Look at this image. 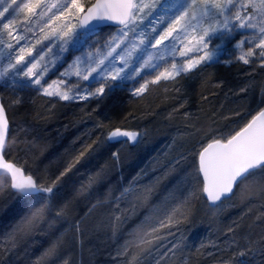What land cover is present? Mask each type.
I'll return each mask as SVG.
<instances>
[{"label": "snow or ice", "instance_id": "1", "mask_svg": "<svg viewBox=\"0 0 264 264\" xmlns=\"http://www.w3.org/2000/svg\"><path fill=\"white\" fill-rule=\"evenodd\" d=\"M73 18L79 19L78 25L71 23ZM38 26L42 34L39 38ZM104 27H114L115 31L102 41L93 40ZM70 52L79 54L67 62L66 54ZM234 60L244 64L259 61L264 66V0H0V81L13 90L37 86L34 90H42L50 97L96 100L99 106L117 90L142 96L149 84L177 81L202 65L231 64ZM65 63L67 66L60 72L63 79L44 87V75L57 64L63 67ZM249 115L250 119L238 130L219 138L214 135L210 143L200 145L195 152L198 162L194 172L182 177L141 221L138 227L147 231L142 235L130 233L134 244L126 243L118 250V257L131 256L124 264H144L148 257L150 264H169L178 251H183V241L172 229L189 219L197 201L203 198L209 207H219L237 189L243 194L241 186L257 172H264V106ZM141 136L140 132L117 128L106 139L120 142L123 137L125 142L137 143ZM11 140L6 106L0 102V177L21 197L32 198L29 213L5 238L15 247L18 239L30 235L53 213L56 218L67 216V204L55 207L51 202L54 189L96 141L44 186L23 167L5 158ZM112 156L119 160L117 152ZM185 159L181 155L169 168L180 166ZM99 175L81 185L79 194L87 196ZM153 191V186L141 189L132 183L118 196L110 193L109 199L115 200L117 209L120 201L127 202L134 212L148 202ZM102 204L98 199L89 213ZM125 220L123 213L114 214L110 223L115 229ZM69 230L79 234L80 221L70 224L65 232ZM179 231L177 227L176 232ZM65 232L56 237L44 257L58 255ZM169 236L171 240L166 239ZM153 240L160 243L154 245ZM231 244L238 250L221 264H264V247L249 242L240 248L235 240ZM133 248L139 250L135 255ZM63 264L69 261L64 260Z\"/></svg>", "mask_w": 264, "mask_h": 264}, {"label": "trees", "instance_id": "2", "mask_svg": "<svg viewBox=\"0 0 264 264\" xmlns=\"http://www.w3.org/2000/svg\"><path fill=\"white\" fill-rule=\"evenodd\" d=\"M165 83L151 85L142 96L117 90L97 106L96 100L81 105L43 102L35 96L15 99L1 82L0 97L12 137L5 158L23 167L38 182L46 176L50 182L45 184H51L80 151L96 143L54 189L51 202L55 207L67 204V216L56 218L53 213L30 235L18 239L15 247L5 238L29 213L32 198L21 197L0 178V264H37L38 258H42L40 264H63L64 260L69 264H124L131 256L118 257L117 252L126 243L134 244L129 234L147 231L138 227L141 221L182 177L194 172L197 162L189 161L192 149L199 151L200 145L210 143L214 135L219 138L238 130L250 119L249 113L264 106V66L257 61L201 66L187 77ZM17 99L20 103H13ZM117 128L142 133L143 143L109 142L107 135ZM113 152L119 154L118 161ZM181 155L186 159L170 169ZM97 173L99 178L87 196L80 195L81 185ZM132 183L141 189L154 188L148 202L136 208L140 209L138 214L129 205L121 207L125 201H120L117 209L115 200L109 199L110 193L118 196ZM241 187L243 194L237 189L231 199L224 200L223 204L234 202L221 214L214 212L220 207H209L203 198L195 203L189 219L172 229L182 239L183 251H178L169 264H177L182 258L184 264H221L231 259L229 250H238L231 244L233 240L242 248L249 242L264 247V172H257ZM98 199L103 204L89 213ZM120 213L126 220L113 229L111 217ZM77 221L79 234L65 232ZM61 232H65V242L58 255L44 257ZM159 243L153 240L154 245ZM138 251L133 248V255ZM150 261L148 257L144 264Z\"/></svg>", "mask_w": 264, "mask_h": 264}, {"label": "rangeland", "instance_id": "3", "mask_svg": "<svg viewBox=\"0 0 264 264\" xmlns=\"http://www.w3.org/2000/svg\"><path fill=\"white\" fill-rule=\"evenodd\" d=\"M71 23L72 24H75V25H78L79 24V19H77V18H73L72 19V21H71ZM40 26H42V25H40ZM113 31H115V28H103L101 31H99L98 32V34L97 35H95V36H93L92 37V39L93 40H100V41H102V40H104V39H106L107 38V36H108V34L110 33V32H113ZM37 33H38V35H37V38H39V35H42L41 33H39V26L37 27ZM13 43H15V41H13ZM21 43H23V41H21ZM45 43H47V41H45ZM79 53H72V52H70L69 54H66V61L67 62H70L71 61V59H72V57L74 56V55H78ZM225 59L227 58V57H224ZM257 63H259V65H261L260 64V62L259 61H257ZM67 66V64L65 63L64 64V66L63 67H61L59 64H57V66H56V68H53V69H51L48 73H46L45 75H44V77L42 78V81H41V83L42 84H44V87H48L49 85H52L53 84V81H60L61 79H63L61 76H60V72H62L63 70H64V67H66ZM203 66V65H202ZM196 70V69H195ZM194 71V70H193ZM26 79V78H25ZM75 78H73V80H74ZM150 79V78H149ZM45 81H46V83H45ZM2 82V81H1ZM165 82H167V81H161L160 83H162L163 85H165L166 83ZM84 83H86V82H81V84H84ZM141 83H143V81H141ZM151 85H153V84H149V87L151 86ZM57 85H53V88H55ZM37 86H33L32 88H24V89H22V90H19V89H17V90H13L11 87H5V85H4V88H5V90L7 91V93H9L13 98H20V97H24V98H30L31 96H35V98H38L40 101H43V102H45L46 100H53L54 102H62V103H78V104H81V105H86L87 103H89V102H91V101H94V100H90V101H82V100H75V101H64V100H60L58 97H55V96H47V95H44L43 94V91L41 90V91H36V90H34L35 88H36ZM51 90V89H50ZM61 90H63V86H61ZM125 92L127 91V90H124ZM129 92V91H128ZM262 94H264V92L262 93ZM142 141H144V139H143V134H142V136L140 137V141L139 142H137V144H140ZM122 142H125V141H122ZM122 142H117V143H122ZM101 143V142H100ZM130 143V142H129ZM143 143V142H142ZM147 143V142H146ZM130 144H132V143H130ZM99 147H100V145H98ZM98 147V148H99ZM192 151H193V154H192V160L190 159L189 161L190 162H193L194 163V161H196V162H198V159H197V156L195 155V152H198L197 151V148H196V150H194V148L192 149ZM43 179L41 180V183L44 185L46 182H50V179H49V177H46L45 176V178L44 177H42ZM46 186H48V184H45ZM44 185V186H45ZM231 202L230 203H227V204H222V205H220L219 207V209L218 208H216V207H214V208H216L215 209V213H217V214H221V213H223L225 210H227L228 208H230V205L234 202V200L232 201V200H230ZM128 206V203L127 202H125V204L124 205H122L121 207H127ZM223 209V210H222ZM136 210V209H135ZM138 210V209H137ZM134 211L136 214H138V212L140 211V209L138 210V211ZM133 212V211H132ZM198 233V232H197ZM198 240H200V238L198 239ZM207 241H209V240H207ZM212 246H214V247H217L218 249H219V245H215V244H211ZM240 248H242V247H240ZM236 250H237V248H235ZM234 253H235V251H231L230 252V250L228 251V253H227V256L228 255H230V257H232L233 255H234ZM176 256H178V255H176ZM186 260V259H185ZM230 260V259H229ZM171 261H169V263H170ZM185 262L183 261V259H180L178 262H177V264H184Z\"/></svg>", "mask_w": 264, "mask_h": 264}, {"label": "water", "instance_id": "4", "mask_svg": "<svg viewBox=\"0 0 264 264\" xmlns=\"http://www.w3.org/2000/svg\"><path fill=\"white\" fill-rule=\"evenodd\" d=\"M82 18V17H81ZM104 28H114V27H104ZM0 83H1V81H0ZM0 102H2V99H1V97H0ZM6 117H7V119H8V116H7V111H6ZM8 122H9V120H8ZM9 130H10V123H9ZM122 131H127V130H122ZM122 141H126V138H123V137H121L120 138V142H122ZM112 143H116V142H112ZM132 143V142H131ZM132 144H134V143H132ZM18 166V165H17ZM1 178V177H0ZM12 189V188H11ZM12 191L13 192H15V193H17L14 189H12Z\"/></svg>", "mask_w": 264, "mask_h": 264}, {"label": "bare ground", "instance_id": "5", "mask_svg": "<svg viewBox=\"0 0 264 264\" xmlns=\"http://www.w3.org/2000/svg\"><path fill=\"white\" fill-rule=\"evenodd\" d=\"M107 138V137H106ZM112 143V142H111ZM35 179V178H34Z\"/></svg>", "mask_w": 264, "mask_h": 264}]
</instances>
